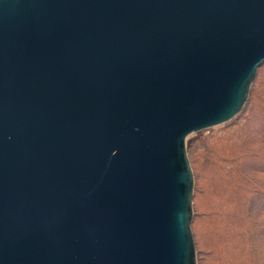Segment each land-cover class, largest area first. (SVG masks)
<instances>
[{
	"label": "water",
	"instance_id": "1",
	"mask_svg": "<svg viewBox=\"0 0 264 264\" xmlns=\"http://www.w3.org/2000/svg\"><path fill=\"white\" fill-rule=\"evenodd\" d=\"M263 67L264 0H0V264H196L185 146Z\"/></svg>",
	"mask_w": 264,
	"mask_h": 264
},
{
	"label": "trees",
	"instance_id": "2",
	"mask_svg": "<svg viewBox=\"0 0 264 264\" xmlns=\"http://www.w3.org/2000/svg\"><path fill=\"white\" fill-rule=\"evenodd\" d=\"M250 89L239 112L246 108ZM256 101L261 105L258 118L264 123V97H256ZM249 108L252 109V105ZM224 135L233 140L230 145L219 152L218 141L211 139L206 148V157L211 166L217 167L221 163L217 170L222 172L219 178L227 186L222 198L225 210L214 207L208 213L219 217L222 223L238 221L241 224V241L229 259L236 258L240 264H264V127L254 131L238 128ZM200 154L203 155V151ZM232 190L236 195L235 200L230 202L234 194ZM215 250L213 245L209 248V251Z\"/></svg>",
	"mask_w": 264,
	"mask_h": 264
},
{
	"label": "rangeland",
	"instance_id": "3",
	"mask_svg": "<svg viewBox=\"0 0 264 264\" xmlns=\"http://www.w3.org/2000/svg\"><path fill=\"white\" fill-rule=\"evenodd\" d=\"M256 97H264V67L254 77L246 108L238 112L227 123L195 133L185 146L189 164L195 173L190 228L196 264H240L236 258H229H231L230 254H233V249L241 241L242 233L239 230L241 224H238V221L222 223L219 217L215 218L208 213L214 207L219 208L220 211L225 210L222 198L224 199L227 186L223 185L219 178L222 172L217 169L221 163L219 162L217 167L211 166L206 157L208 155L206 148L211 139H216L219 152H223L226 146L233 141L224 135L225 133L238 128L241 130L248 128L254 131L264 127V123L258 118L261 105L256 101ZM250 105L252 109L249 108ZM201 151L204 157L200 154ZM233 192V197L229 199L230 202L235 200L236 192ZM224 202L227 204L226 201ZM212 245L216 248L213 252L209 251Z\"/></svg>",
	"mask_w": 264,
	"mask_h": 264
}]
</instances>
